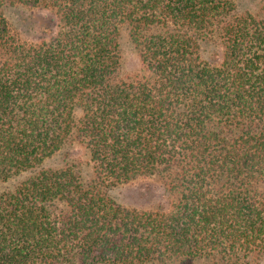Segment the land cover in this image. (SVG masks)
I'll use <instances>...</instances> for the list:
<instances>
[{"label":"trees","instance_id":"16d2710c","mask_svg":"<svg viewBox=\"0 0 264 264\" xmlns=\"http://www.w3.org/2000/svg\"><path fill=\"white\" fill-rule=\"evenodd\" d=\"M239 2L0 0V264L263 263L264 4ZM16 8L51 15L35 40ZM141 180L151 209L109 194Z\"/></svg>","mask_w":264,"mask_h":264},{"label":"rangeland","instance_id":"374dc122","mask_svg":"<svg viewBox=\"0 0 264 264\" xmlns=\"http://www.w3.org/2000/svg\"><path fill=\"white\" fill-rule=\"evenodd\" d=\"M264 4V0H240V12H257ZM7 17L11 26L19 32L25 39L35 40L37 38V23L44 19L51 18L49 13L34 12L23 8L11 9L7 12ZM122 55L124 62L123 75H131V72L139 71V62L137 54L131 43L129 34L123 33L121 39ZM212 48L206 46L205 57H210ZM78 155L81 154L78 152ZM62 161L55 159L48 164L51 166H61ZM85 178L88 179L91 175V170L88 167L84 168ZM158 180H141L128 185H120L110 190L109 194L119 204L126 207L138 209H151L160 203L162 193L159 191ZM264 264V261L263 263Z\"/></svg>","mask_w":264,"mask_h":264}]
</instances>
